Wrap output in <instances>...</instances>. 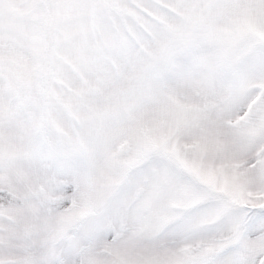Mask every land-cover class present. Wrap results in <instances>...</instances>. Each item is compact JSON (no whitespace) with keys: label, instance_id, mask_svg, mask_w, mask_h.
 Returning <instances> with one entry per match:
<instances>
[{"label":"snow or ice","instance_id":"6c2138e0","mask_svg":"<svg viewBox=\"0 0 264 264\" xmlns=\"http://www.w3.org/2000/svg\"><path fill=\"white\" fill-rule=\"evenodd\" d=\"M0 264H264V0H0Z\"/></svg>","mask_w":264,"mask_h":264}]
</instances>
